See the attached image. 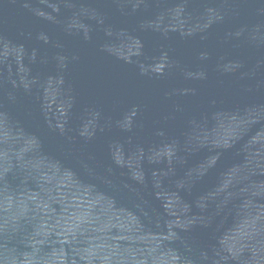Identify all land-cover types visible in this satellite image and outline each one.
<instances>
[{"label": "water", "instance_id": "water-1", "mask_svg": "<svg viewBox=\"0 0 264 264\" xmlns=\"http://www.w3.org/2000/svg\"><path fill=\"white\" fill-rule=\"evenodd\" d=\"M0 264H264V0H0Z\"/></svg>", "mask_w": 264, "mask_h": 264}]
</instances>
